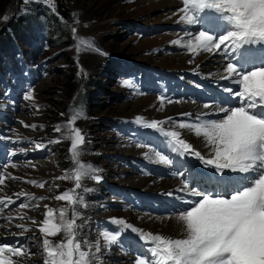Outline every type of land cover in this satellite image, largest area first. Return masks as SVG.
Returning <instances> with one entry per match:
<instances>
[{"label": "rangeland", "instance_id": "obj_1", "mask_svg": "<svg viewBox=\"0 0 264 264\" xmlns=\"http://www.w3.org/2000/svg\"><path fill=\"white\" fill-rule=\"evenodd\" d=\"M167 1L173 2L170 9L174 12L182 6V0H51L50 4L45 0H0V144L17 146L23 153V158H17L7 147L0 146L5 152L0 163V177L4 178L0 185V200L8 203L7 198L10 197L14 201L7 207L0 205V240L5 239L6 244H2L5 246L23 244L32 253L22 257L6 254L13 264H43V237L38 227L44 219L45 205L55 210L57 215L61 207H69L66 202L57 201L55 196L75 187L72 178L58 179L66 173L70 176L76 166L73 161V166L68 169L58 152L62 146L70 154L71 141L63 138L66 135L63 126L69 122L73 112L84 117L74 123L85 138L80 161L98 169L97 175L101 177L99 182L83 179L82 185L89 191L77 190L86 205L78 206L80 219L77 223L81 225L80 229H85L84 232L79 229V236H84L80 239L93 244L100 241L103 245L99 230L113 228L114 225L109 224L112 218L129 220L137 229L149 225L152 233L171 237L180 235L175 224L162 226L159 219L175 213L174 206L181 202L179 197L187 196L163 187L164 184L155 177L157 173L150 172L158 167L161 175L168 173L167 170L162 171L168 165L155 162L154 153H163L164 145H160L158 150L147 148L141 138L144 133L136 123L137 117L146 121H162L155 117V108L162 103L160 90L166 82V72L187 68V62L191 61V54H183L182 48L172 43L183 37L181 30L187 26L178 22V15L170 23V16L163 13L167 8L163 3L166 5ZM6 26L8 28L1 30ZM73 28L76 29V37L93 42L99 51L78 53ZM192 29L195 33V28ZM68 34L70 42L66 39ZM169 47L174 49L172 53L165 50ZM202 58L200 56L198 60ZM107 59L113 60L112 65L109 61L107 64ZM200 66L205 68L206 65L202 63ZM71 74L76 76L71 80L76 88L68 84ZM170 79L175 80L172 76ZM123 81H130L131 85L124 86ZM185 81L197 82L183 76L174 86ZM143 82L146 87L141 85ZM196 89L191 87L190 91ZM29 90L33 98L26 100L24 96ZM165 90L166 87L162 91ZM175 93L179 95V92ZM147 98H151L154 106L149 108V113H144L141 109ZM168 104L172 106V103ZM65 105L69 107L67 113L64 112ZM183 107L189 108L188 105ZM186 112L191 114L193 107L180 114ZM105 119L116 122L108 123ZM57 126H61V131H56ZM167 127L169 125H165ZM57 140L60 142H55ZM87 143L90 145L85 146ZM138 143L145 146L138 147ZM198 144L197 149L204 154L207 148L200 138ZM93 146L96 147L93 149ZM93 159L99 161L94 162ZM171 167H177L175 179L182 187L187 176L185 167L175 164ZM27 181L44 182V187ZM167 183L170 181L165 185ZM189 185L197 190L198 187L213 188L211 185L197 186V182L190 179ZM213 190L217 191L216 188ZM172 191V196L162 199L158 205L155 203L156 207L166 208L164 212L159 211L161 214L151 213L153 210L149 208L140 210V205L145 207L143 199L147 203L155 202L158 199L155 196ZM88 192L94 193L91 201L87 200ZM31 197L44 199L33 200ZM21 203L29 207L21 208ZM86 208L92 212L84 213ZM21 216L24 219H20ZM143 217L149 218L148 224H142ZM33 220L37 223L33 224ZM17 225L32 231L22 232ZM124 235L120 237L124 250H121V245H113L110 250L101 247L99 257L102 264H132L138 254L146 251L137 234L133 235L136 238L129 240L124 239ZM62 238L61 234L50 239L58 242Z\"/></svg>", "mask_w": 264, "mask_h": 264}, {"label": "snow or ice", "instance_id": "obj_2", "mask_svg": "<svg viewBox=\"0 0 264 264\" xmlns=\"http://www.w3.org/2000/svg\"><path fill=\"white\" fill-rule=\"evenodd\" d=\"M45 2L50 4L51 0ZM173 14L178 15V22L187 26L181 30L183 37L172 41L173 45L185 49L193 59L203 53L221 55L225 61L221 78L238 85L236 90L225 86L223 91L230 93L231 97H238V106L217 107L205 103V109H214L217 114L214 119L198 117L194 122H177L171 118L168 121H146L137 117L136 123L157 131L166 139L171 151L180 157H193L205 168L211 169L208 172H193L189 168V176L197 182V186L231 185L235 190L223 195L207 191L204 187L197 190L190 187L186 176L179 191L198 199L179 197L189 207L166 217H175L180 226L179 236L146 232L123 219L112 218L109 224L114 225L113 228L99 230L103 245L100 241L93 244L81 240V225L77 223L80 219L78 206L86 205L77 190L89 191L82 185L83 179L91 178L99 182L101 177L97 175L98 169L80 161L85 138L74 123L84 117L79 112H73L69 122L63 126L66 129L63 138L71 141L70 155L76 166L70 176L66 173L58 179L72 178L75 187L55 196L57 201H64L69 206L61 207L58 215L45 205L44 219L38 227L43 237V264H102L99 257L101 247L110 250L113 245H121V250H124L120 237L128 230L136 233L146 246V251L138 254L133 264H264V0H182V6ZM194 26H198L195 33L191 30ZM72 31L77 39L78 53L99 51L93 42L76 37L75 28ZM122 85L130 86L131 82L123 81ZM32 98V91L29 90L24 99ZM165 99L161 97L162 103ZM219 113L224 115L219 116ZM167 123L174 128L187 129L201 138L207 153L196 150L180 131L166 130L164 125ZM56 131H61V126H57ZM137 146L145 145L138 143ZM154 154L157 158L155 162L164 165L172 163L168 155L158 151ZM27 182L44 187V182ZM3 183L4 178L0 177V185ZM167 195L172 196L173 193ZM30 199L42 200L44 197ZM7 201L14 203L10 197ZM8 203L0 200L3 207H7ZM20 207L28 208L29 205L21 203ZM32 223L37 222L33 220ZM17 227L22 232L32 231L23 225ZM61 234L63 238L58 242L50 239ZM6 254L14 257L32 255L23 244L0 245V264H13Z\"/></svg>", "mask_w": 264, "mask_h": 264}, {"label": "bare ground", "instance_id": "obj_3", "mask_svg": "<svg viewBox=\"0 0 264 264\" xmlns=\"http://www.w3.org/2000/svg\"><path fill=\"white\" fill-rule=\"evenodd\" d=\"M160 1H162V0H160ZM164 4V7L166 6L167 8H165V9H163V13L164 14H166V17H168V16H170V23H173L174 21H175V19H174V16H176L177 17V15H174L173 13H174V11L172 10V9H170V8H172L173 6H171V4L173 5V2L172 1H167V3H166V5H165V3H163ZM175 4V3H174ZM160 6V5H159ZM169 8V9H168ZM167 23V22H166ZM194 28V27H193ZM193 30V29H192ZM178 33H180V32H178ZM183 35V34H182ZM176 36V35H175ZM177 37V36H176ZM190 60V59H189ZM191 61H194V65L195 64H200V65H202V63H204V64H206V65H208L209 67H211V64H216L215 66H212L211 67V69H212V74H218L219 72H220V70H222V66L223 65H221L222 64V59H221V57L219 56V55H212V54H209V53H207V55H205V56H203V58L202 59H200V60H198V57H196V58H194L193 59V57L191 56ZM201 67V66H200ZM189 68H192V67H189V66H187V69H189ZM114 70V69H113ZM223 74V73H222ZM221 74V75H222ZM110 75V74H109ZM167 90H168V88H167V86H166V90L165 91H162L163 92V94L166 96L167 95ZM170 98H172V97H168V98H166L165 100H168V99H170ZM172 99H175V98H172ZM153 100V99H152ZM176 101V100H175ZM137 105V104H136ZM169 104L167 103V102H163V103H161L157 108H155L156 110H155V117H158V118H161V119H163V118H166V117H168V116H170V115H173L174 117H175V121H177V122H179V121H188V117L186 116V115H183V116H181V115H179L178 113H181V112H184V111H187L189 108L188 107H182L181 106V104H179V103H175V102H173L172 103V106H168ZM154 106V104H151V98H147L146 100H145V106L143 107V109H141V111L142 110H144V113H149L150 112V110H149V108H151V107H153ZM129 107V106H128ZM132 107V106H131ZM133 108V107H132ZM152 110V112H154L153 111V108L151 109ZM141 111H140V113H141ZM193 111H195L194 110V107H193ZM187 113V112H186ZM184 114V113H183ZM152 116V115H151ZM152 120V119H151ZM175 130V129H174ZM178 130V129H177ZM180 132L182 133V136H183V138H185L186 140H188L193 146H194V148L196 149V150H198L197 149V145H199L198 144V140H199V138H197V137H195L194 135H192L191 134V132L189 131V130H187V129H181L180 130ZM139 136V135H138ZM139 137H141V136H139ZM143 140H146L149 144H151L156 150H158L159 149V147H160V145H164V148H163V153H161V154H165V155H168L169 156V158L171 159V161H172V163L171 164H169L168 166H166V167H164V168H162L163 170L162 171H166L167 170V172L168 173H165V174H168V176H166L165 174H163V175H161V172H159V168L158 167H156V168H154L153 170H151L150 172L153 174V172H156L157 174H156V176L155 177H158L159 179H160V181H161V184L163 185L164 184V186L163 187H168L169 188V190H173V189H175V190H177L176 192H177V194H185L187 197L186 198H184L185 200H188V199H192V200H195V199H198V197H190V196H188L186 193H184V192H181V191H179V189L181 188V186H180V182H179V180L178 179H175L176 178V176H175V171L177 170V167H171V165L172 164H175V165H177V166H183V167H185L184 168V170L186 171V174H187V176H188V178L191 180L192 178H191V176H189V173H188V170H189V168H191L192 169V171L193 172H196L197 170H199V171H202V172H208V171H211V169H204V166L202 165V164H200V162L197 160V159H195V158H193V157H180L179 155H177L176 153H174V152H172L171 151V149H170V147H169V145H168V143H167V141H166V139L163 137V136H161L159 133H157V131H155V130H150L149 132H146V133H144V134H142V137H141ZM200 140H202L201 138H200ZM201 144V143H200ZM200 147V146H199ZM202 147V146H201ZM201 149V148H200ZM203 150V149H202ZM206 153V152H205ZM204 153V154H205ZM40 162V161H39ZM167 168H169V169H167ZM11 171V170H10ZM170 174V175H169ZM234 175V174H233ZM166 178H168V180L166 179ZM193 180V179H192ZM166 181H170V183L168 184L167 183V185H165L166 184ZM195 181V180H194ZM143 182V181H142ZM196 182V181H195ZM158 184H160V183H158ZM159 186V185H158ZM200 188L201 187H198V190H200ZM206 188V190L207 191H212L214 188H216L217 189V191H220V192H218L219 194H221V195H223V194H225L226 192H231V191H234L235 189H234V187L233 186H231V185H224V186H222V188H218L217 186L216 187H213V188H211L210 189V187H205ZM158 189V188H157ZM216 190H213L212 192H217ZM175 192V191H174ZM172 193H173V191H172ZM180 195V196H181ZM155 197H158V199L155 201V202H153V201H151L150 203H147L146 202V200L145 199H143L142 200V202H143V206H145V207H142L141 208V205H140V210H145L146 208H149L150 210H153V212H151V213H157V214H161V213H159V211L160 210H163V212L164 211H166V208L165 207H156L155 206V203L158 205L159 204V201H162V199H164V198H168V197H170L169 195H163V196H155ZM166 204H168V202H166ZM150 205H153L154 207H155V209H154V207H150ZM169 205V204H168ZM147 206H149V207H147ZM169 206H171V205H169ZM178 207H180V209H182V208H186V207H189V205H186V204H183L182 202H177V204H176V206H174V211L175 212H177L179 209H178ZM144 212H147V211H144ZM162 212V211H161ZM148 213V215H150V213L149 212H147ZM139 216V215H138ZM146 216V215H145ZM150 216H157V215H150ZM149 216V217H150ZM169 216V215H168ZM157 218H160L159 217V215L157 216ZM149 218H147V217H143V219H141L142 221H143V223H142V221L140 222V223H142V224H148L149 223V220H148ZM126 220V219H125ZM157 220V219H156ZM160 220V222H161V224H162V226L163 225H170V224H175L176 226H177V228H178V230H179V232H180V226H179V224L177 223V221H176V219H175V217L173 216V218L172 219H166V218H160L159 219ZM153 221H155V219H153ZM127 222L129 223V220H127ZM139 223V224H140ZM151 223V222H150ZM157 223H159V222H157ZM156 222L154 223V224H157ZM130 224V223H129ZM131 225V224H130ZM139 228H141V227H139ZM151 228H154V226H152ZM166 228V227H165ZM175 228V227H174ZM142 229L145 231L146 230V232L147 231H149V225H143L142 226ZM156 230H158V229H156ZM153 231V230H152ZM162 231H164V230H162ZM173 231V230H172ZM177 231V230H176ZM150 232V231H149ZM168 232H170V231H168ZM125 233V235H124V238L126 239V240H129V239H133V238H136V237H133V235H135L136 233H133V232H131L130 230H128V231H125L124 232ZM161 234V233H160ZM169 234V233H168ZM179 235V234H178ZM175 237V236H174ZM123 239V238H122ZM0 242L2 243V244H6V241H5V239H1L0 240ZM133 245V244H132ZM139 246V245H138ZM137 246V247H138ZM142 249V248H141ZM139 251V250H138ZM144 252V251H143ZM128 257V256H127ZM132 259V258H131ZM121 261V260H120ZM26 262V261H25ZM27 263V262H26ZM133 264V263H132Z\"/></svg>", "mask_w": 264, "mask_h": 264}, {"label": "trees", "instance_id": "obj_4", "mask_svg": "<svg viewBox=\"0 0 264 264\" xmlns=\"http://www.w3.org/2000/svg\"><path fill=\"white\" fill-rule=\"evenodd\" d=\"M52 16H54L55 18H58L56 15H52ZM66 36H67V37H66L67 41L70 42L71 40H70V38H68L69 34L66 35ZM69 62H70V61H69ZM73 78L75 79L76 76L73 75V74H71L70 77L68 78V84H69L70 86L72 85L73 87L76 88L75 83H74V84L71 83V80H72ZM94 83H95V82H94ZM68 109H69V107H68L67 105H65V106H64V112L67 113V110H68ZM95 147H96V146H95ZM58 152H59V154H60V158H61L63 164L66 165L67 168H69V167L72 165V163H71V158H70V155H69L67 149H66L65 147L59 146V148H58Z\"/></svg>", "mask_w": 264, "mask_h": 264}]
</instances>
